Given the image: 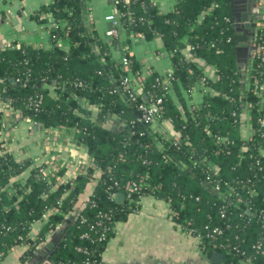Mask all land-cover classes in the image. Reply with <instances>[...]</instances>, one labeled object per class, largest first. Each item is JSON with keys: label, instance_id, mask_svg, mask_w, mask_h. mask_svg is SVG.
I'll use <instances>...</instances> for the list:
<instances>
[{"label": "trees", "instance_id": "obj_1", "mask_svg": "<svg viewBox=\"0 0 264 264\" xmlns=\"http://www.w3.org/2000/svg\"><path fill=\"white\" fill-rule=\"evenodd\" d=\"M113 3L120 21L119 63L91 23L87 0H50L30 14L46 24L47 45L0 49V101H11L16 111L45 127L75 130L95 165L63 183L66 169L45 175L41 169L47 165L17 160L0 141V249L6 256L11 247L25 244L22 260L31 261L47 235L67 223L68 234L46 264H102L116 223L138 208L132 199L152 195L169 201L178 213L174 219L198 238L208 257L220 252L221 264H264V95L255 93L256 80L264 85V20L252 31L250 55L240 70L237 49L243 43H236L232 0H179L167 13L150 0ZM136 34L148 41L161 38L172 53L171 87L190 92L198 86L201 105L189 111L183 103L181 112L157 72L139 81L141 64L130 55ZM125 77L136 100L123 85ZM162 95L158 122L173 127L168 137L152 131L138 107ZM3 115L0 109V132ZM108 115L124 120L131 136L115 133ZM132 181L143 185L129 197L126 186ZM217 182L222 196L214 189ZM225 182L241 201L227 193ZM111 192L124 193V203ZM36 221L44 224L32 240L28 233ZM208 225L220 226L222 233L208 236Z\"/></svg>", "mask_w": 264, "mask_h": 264}, {"label": "crops", "instance_id": "obj_2", "mask_svg": "<svg viewBox=\"0 0 264 264\" xmlns=\"http://www.w3.org/2000/svg\"><path fill=\"white\" fill-rule=\"evenodd\" d=\"M49 2L50 0H6L5 3L0 1V49L21 43L47 45L50 33L45 28L46 24L42 25L29 16ZM150 2L160 13H167L174 9L179 0ZM87 5L89 19L99 38L109 43L111 36L108 32L112 23L106 16L113 10V0H87ZM258 5L257 3L256 7L264 14V0L262 5H259L261 7ZM132 42L130 55L141 64L140 79L155 72L165 77L171 72L172 53L165 49L161 38L156 37L148 41L136 34L132 37ZM120 49L111 44L110 52L118 63L122 59ZM207 74L213 76V71L208 69ZM168 94L180 107L181 112L185 109L183 103L189 111H193L203 101V93L198 86L192 88L190 92L171 87ZM16 116V113L4 112L2 118L5 119V125L1 134L5 149L17 160L30 159L35 165L45 164L52 169L64 168L66 173L61 179L63 181L84 172L83 170L92 164L88 148L77 140L75 130L65 126L45 127L41 123H34L28 117L17 120ZM94 116L97 114L94 113ZM243 118L244 121L248 120L247 115ZM118 120H121V125L126 123L117 115H112L107 123L113 129L119 125ZM151 129L166 137L173 133L170 123L162 126L160 122H155L151 124ZM243 132V136H247L248 127H245ZM94 185L95 182L92 181L88 190L91 191ZM137 204L138 208L125 221L116 223L115 234L103 253L102 264H214L212 257H208L200 249L198 238L188 233L174 219L170 204L166 200L145 195ZM43 224V221H38L34 225L30 234L32 240L38 236ZM66 228L67 223H63L50 232L39 245L31 261L23 262L22 257L28 247L23 245L16 246L5 256L1 264L44 263L52 252L48 244L56 241L57 245L62 236L59 237L56 233L64 234Z\"/></svg>", "mask_w": 264, "mask_h": 264}, {"label": "built area", "instance_id": "obj_3", "mask_svg": "<svg viewBox=\"0 0 264 264\" xmlns=\"http://www.w3.org/2000/svg\"><path fill=\"white\" fill-rule=\"evenodd\" d=\"M262 1L263 0H257V3L259 5H262ZM258 5V6H259ZM261 7V6H259ZM106 19L108 21H110L112 23V29L109 30L108 34L109 36L113 37V38H118L119 37V16H118V11H117V8L116 6L114 5L113 7V10L110 14H108L106 16ZM263 25V23L261 21H257V26H261ZM212 46H214V44H212ZM257 51H260L261 50V47L259 46L257 49ZM123 64H124V67L125 69H129V65H130V60L128 57H124L123 58ZM139 81H143L145 78L143 79H140L138 78ZM159 80V78L157 79ZM172 81H173V75H172V72H169L164 78H163V85H164V89L166 91H169L170 88H171V85H172ZM206 81V78L203 77L202 78V83H204ZM123 85L125 87V89L129 92L130 94V97L133 99V100H136V95H135V92L131 89V85H130V80L128 77H125L123 79ZM255 93L259 96H263L264 95V85H260L258 83V80H256V86H255ZM164 101H165V95H162V96H158L156 97V99H154L153 103L151 104H148L145 100H142L138 107H139V110L142 114L141 116V119L145 122H149V123H155V122H158V119L159 117H161V114L163 112V105H164ZM42 103V97L38 98V102L37 104H41ZM0 109L4 112L6 111H9V112H12V113H16V119H22L24 118V116L22 115V113L20 111H16L12 106H11V101H6V100H1L0 101ZM5 119L3 118L2 121H3V128H4V125H5ZM34 123H37L34 121ZM3 128L0 132V141H3L2 140V131H3ZM4 151L6 152V149H4ZM90 166H95L94 163L92 162V164ZM87 168V167H86ZM59 169H52L50 167H47L46 168H42L41 169V172L43 174H50V175H53L54 172L58 171ZM85 170V169H84ZM83 170V171H84ZM63 183L64 181L61 180ZM143 185V182L142 181H132V182H129L126 186V189L128 190V196L130 197L132 195V193L136 192V191H139L141 186ZM225 187L227 188V193L229 195H234L236 194L238 196V200L241 201L242 198L241 196L238 194V193H235L234 192V189L232 187V185L228 182H225L224 183ZM222 187L221 183H216L215 186H214V189L216 192L220 193L219 192V189ZM116 193L115 192H111V196L113 198L116 197ZM227 195V194H226ZM228 197V195L226 196ZM133 202H138V200H135V199H132ZM169 203V201H168ZM170 204V203H169ZM171 212L174 216H177L178 213L177 212H173V210L171 209ZM221 212H222V217H224L226 215V212H225V208H222L221 209ZM38 221L36 222H32V224L30 225V231L28 233V236L30 237V234L32 233L33 231V228H34V225L37 223ZM206 230L208 231L207 235L214 238L216 235L222 233V228L220 226H216L214 227L213 229H211V227L206 226ZM31 238V237H30ZM32 239V238H31ZM25 245V244H24ZM16 246H23V245H15L13 247L10 248L9 250V253L16 247ZM27 246V245H25ZM5 252L3 250L0 249V258H3L5 257ZM248 262H250V259L248 260Z\"/></svg>", "mask_w": 264, "mask_h": 264}, {"label": "water", "instance_id": "obj_4", "mask_svg": "<svg viewBox=\"0 0 264 264\" xmlns=\"http://www.w3.org/2000/svg\"><path fill=\"white\" fill-rule=\"evenodd\" d=\"M253 0H232V13H233V21L234 26L236 29V43H246V45H240L237 49V56H238V68L240 70H243L246 62L248 60V57L250 55V40L252 36V31L256 29L257 21L258 20H264V14L260 13L259 8L256 7L255 4L252 3ZM110 29H112V26H109ZM109 43L114 44L117 49L121 48V40L115 39L113 37L109 38ZM94 50L99 52V48L97 46H94ZM11 82H15L14 79L11 80ZM120 91V90H119ZM123 99H125V96L122 95ZM144 98L147 99V96L144 95ZM79 101L81 104H84L83 99L79 98ZM88 105V104H87ZM139 118V115H137ZM111 118V115H108V119ZM121 120H118L119 125L116 128H113L112 130L117 133H123L127 136H131L132 131L127 129V125L122 124ZM137 142V139L135 140ZM203 186H205V183H202ZM220 196H222V193H219ZM225 200H228V198L225 196ZM125 201V194L122 192L117 193L116 195V202L123 204ZM231 202V199H229ZM81 213V210L78 212V214ZM248 213H251V211H248ZM62 228V227H61ZM67 228L63 233H56L59 237L62 236V239L57 245L55 242H52L48 244V248L52 251L48 255L46 261L42 264L50 263L51 257L54 252V250L61 244V242L65 239L66 235L68 234ZM57 247H56V246ZM56 247V248H55ZM223 255L220 252H215L212 256V262L214 264H221Z\"/></svg>", "mask_w": 264, "mask_h": 264}, {"label": "flooded vegetation", "instance_id": "obj_5", "mask_svg": "<svg viewBox=\"0 0 264 264\" xmlns=\"http://www.w3.org/2000/svg\"><path fill=\"white\" fill-rule=\"evenodd\" d=\"M252 3L257 5V0H253ZM258 21H260V20H258Z\"/></svg>", "mask_w": 264, "mask_h": 264}, {"label": "rangeland", "instance_id": "obj_6", "mask_svg": "<svg viewBox=\"0 0 264 264\" xmlns=\"http://www.w3.org/2000/svg\"><path fill=\"white\" fill-rule=\"evenodd\" d=\"M7 121H9V119H8ZM247 264H248V263H247Z\"/></svg>", "mask_w": 264, "mask_h": 264}]
</instances>
